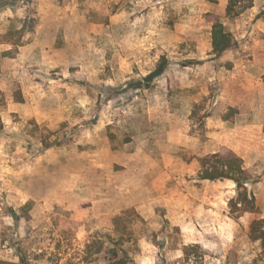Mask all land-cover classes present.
I'll return each instance as SVG.
<instances>
[{"label":"rangeland","instance_id":"rangeland-1","mask_svg":"<svg viewBox=\"0 0 264 264\" xmlns=\"http://www.w3.org/2000/svg\"><path fill=\"white\" fill-rule=\"evenodd\" d=\"M26 16L37 25L16 45L5 34ZM218 21L233 46L217 56ZM0 117V264H106L113 249L128 264H264L251 238L264 219V0L10 5ZM215 153L243 160L256 210L235 204L234 181L201 178Z\"/></svg>","mask_w":264,"mask_h":264},{"label":"trees","instance_id":"trees-1","mask_svg":"<svg viewBox=\"0 0 264 264\" xmlns=\"http://www.w3.org/2000/svg\"><path fill=\"white\" fill-rule=\"evenodd\" d=\"M20 1L27 0H0V11L4 10L10 5H15ZM11 21H15L11 19ZM37 25V18L26 16L23 21L22 28L19 30L14 22L11 24V28L5 37L16 45H21L23 43V38L28 33H32ZM13 32L19 33L16 41H13ZM212 45L213 51L218 56L230 49L233 46V40L231 34L225 29L222 22H216L212 29ZM166 62H160L158 67L150 72L144 77V82L148 84L154 81L157 77L161 76L166 70ZM3 128V123L0 117V130ZM202 173L201 178L204 180L216 181V180H232L236 184L238 190V197L235 204H242L240 209L242 212L254 211L257 209L256 197L253 193L248 190V184L251 183V177L248 175L246 168L243 166V160L235 155L234 153H229L222 155L220 153L212 154L209 157L202 159ZM251 238L254 241H258L264 244V219L256 220L252 224L251 228ZM195 246L186 245L184 251L189 254L192 248ZM111 256L108 258L106 264H128L129 257L125 254L120 256L119 253L113 249L110 250ZM2 264H15L2 262ZM20 264H28L26 260L22 259Z\"/></svg>","mask_w":264,"mask_h":264},{"label":"crops","instance_id":"crops-1","mask_svg":"<svg viewBox=\"0 0 264 264\" xmlns=\"http://www.w3.org/2000/svg\"><path fill=\"white\" fill-rule=\"evenodd\" d=\"M225 52H226V51H225ZM225 52H224V53H222V54H224V55H225V54H226Z\"/></svg>","mask_w":264,"mask_h":264}]
</instances>
